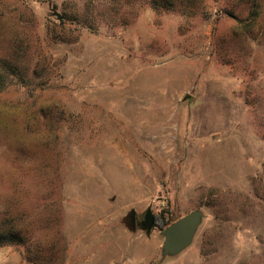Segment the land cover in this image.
I'll return each mask as SVG.
<instances>
[{
	"label": "rangeland",
	"instance_id": "374dc122",
	"mask_svg": "<svg viewBox=\"0 0 264 264\" xmlns=\"http://www.w3.org/2000/svg\"><path fill=\"white\" fill-rule=\"evenodd\" d=\"M0 80V264H264V0H0Z\"/></svg>",
	"mask_w": 264,
	"mask_h": 264
},
{
	"label": "water",
	"instance_id": "95a60500",
	"mask_svg": "<svg viewBox=\"0 0 264 264\" xmlns=\"http://www.w3.org/2000/svg\"><path fill=\"white\" fill-rule=\"evenodd\" d=\"M54 14L58 20L62 18L58 13ZM203 217L204 214L201 210L194 209L160 230V235L163 237L161 261L167 257L180 254L191 245ZM142 218L143 221L139 223L140 229L149 235L154 227V216L150 207L145 210ZM130 223L132 226L135 225V211L133 209L130 210Z\"/></svg>",
	"mask_w": 264,
	"mask_h": 264
},
{
	"label": "trees",
	"instance_id": "16d2710c",
	"mask_svg": "<svg viewBox=\"0 0 264 264\" xmlns=\"http://www.w3.org/2000/svg\"><path fill=\"white\" fill-rule=\"evenodd\" d=\"M250 15H252V13ZM255 18L256 16L252 15V17L250 18V21H253ZM60 22L62 23L64 21L61 20ZM1 86L2 84L0 80V90H1ZM160 217H162L161 214H160ZM169 224H167L166 222H163L161 218L159 219V221L155 222V225L159 226L161 229L165 228ZM25 239L26 238L23 234V230L19 227V225H16L14 223H6L3 226V224H0V246L6 245V244H18V243L20 244V243L25 242L26 241Z\"/></svg>",
	"mask_w": 264,
	"mask_h": 264
},
{
	"label": "flooded vegetation",
	"instance_id": "af4514ba",
	"mask_svg": "<svg viewBox=\"0 0 264 264\" xmlns=\"http://www.w3.org/2000/svg\"><path fill=\"white\" fill-rule=\"evenodd\" d=\"M142 221H143V220H142ZM142 221H141V222H142ZM135 224H137L136 219H135Z\"/></svg>",
	"mask_w": 264,
	"mask_h": 264
}]
</instances>
